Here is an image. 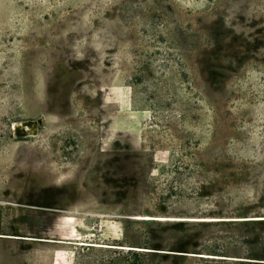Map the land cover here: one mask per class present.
<instances>
[{"label": "rangeland", "instance_id": "rangeland-1", "mask_svg": "<svg viewBox=\"0 0 264 264\" xmlns=\"http://www.w3.org/2000/svg\"><path fill=\"white\" fill-rule=\"evenodd\" d=\"M256 216L264 0H0V264H131L188 221L157 218Z\"/></svg>", "mask_w": 264, "mask_h": 264}, {"label": "trees", "instance_id": "trees-1", "mask_svg": "<svg viewBox=\"0 0 264 264\" xmlns=\"http://www.w3.org/2000/svg\"><path fill=\"white\" fill-rule=\"evenodd\" d=\"M150 225L165 231L158 232V238H143L129 245L144 249H128L134 258L131 264H264V219L155 220Z\"/></svg>", "mask_w": 264, "mask_h": 264}, {"label": "bare ground", "instance_id": "bare-ground-1", "mask_svg": "<svg viewBox=\"0 0 264 264\" xmlns=\"http://www.w3.org/2000/svg\"><path fill=\"white\" fill-rule=\"evenodd\" d=\"M32 126H33L32 122H13L11 129L13 130L14 133H26L32 130ZM258 218H264V217H257V218L250 217L245 219H258ZM157 219H165V218H157ZM168 219H193V218H168Z\"/></svg>", "mask_w": 264, "mask_h": 264}, {"label": "water", "instance_id": "water-1", "mask_svg": "<svg viewBox=\"0 0 264 264\" xmlns=\"http://www.w3.org/2000/svg\"><path fill=\"white\" fill-rule=\"evenodd\" d=\"M260 219H264V218H258V219H234V220H240V221L246 220L247 221V220H260ZM183 220L194 221V220H199V219H183ZM128 249L144 250L143 248H140V247H129ZM177 253H179V252H177Z\"/></svg>", "mask_w": 264, "mask_h": 264}, {"label": "flooded vegetation", "instance_id": "flooded-vegetation-1", "mask_svg": "<svg viewBox=\"0 0 264 264\" xmlns=\"http://www.w3.org/2000/svg\"><path fill=\"white\" fill-rule=\"evenodd\" d=\"M169 217L165 218V219H168ZM214 219H221V218H214Z\"/></svg>", "mask_w": 264, "mask_h": 264}]
</instances>
